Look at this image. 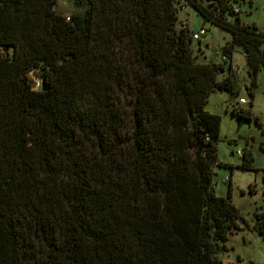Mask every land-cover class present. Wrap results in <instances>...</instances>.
<instances>
[{"label":"trees","instance_id":"trees-1","mask_svg":"<svg viewBox=\"0 0 264 264\" xmlns=\"http://www.w3.org/2000/svg\"><path fill=\"white\" fill-rule=\"evenodd\" d=\"M179 1L228 32L220 63L196 60ZM81 2L0 0V264H221L238 212L214 194L220 120L204 105L236 98V48L251 105L264 34L236 0Z\"/></svg>","mask_w":264,"mask_h":264},{"label":"rangeland","instance_id":"rangeland-1","mask_svg":"<svg viewBox=\"0 0 264 264\" xmlns=\"http://www.w3.org/2000/svg\"><path fill=\"white\" fill-rule=\"evenodd\" d=\"M233 5L238 8L237 14L242 22L255 24L264 34V0H236ZM81 10V0H55L54 11L61 15ZM175 11L176 27L184 25L189 31H196L200 27L205 30L198 40L191 43L196 60L220 63V47L228 41V32L203 21L199 14L181 1L175 5ZM231 65L236 98L225 91L215 90L208 95L204 105L207 112L219 116L220 120L216 144L218 165L212 167L211 177L214 194L220 197L228 194L238 212V229L227 236V250L218 254V258L221 264H264V233L259 234L255 228L256 214H264V70L257 74L249 105L250 98L244 88V84H247L244 57L237 48L232 53ZM239 97L245 103L234 105ZM232 106L247 110L250 120L238 123L231 112ZM238 149L249 153L254 170L239 167L241 158L236 154Z\"/></svg>","mask_w":264,"mask_h":264},{"label":"built area","instance_id":"built-area-1","mask_svg":"<svg viewBox=\"0 0 264 264\" xmlns=\"http://www.w3.org/2000/svg\"><path fill=\"white\" fill-rule=\"evenodd\" d=\"M233 11L234 12H238V8L237 7H233ZM67 19V18H66ZM205 33V30L202 28V27H200L198 30H196V31H191L190 32V39L192 40V41H194V40H198L199 38H200V36H202L203 34ZM221 60H223V57H221ZM30 76H31V78H32V82H33V88L34 89H37V88H39V87H41V80L39 79V78H37L36 76H34V74L33 73H30ZM237 104L239 105V104H242V103H245V100L243 99V98H241V97H239L237 100ZM241 153H242V150H240V149H238L237 151H236V154L238 155V156H240L241 155ZM263 188H264V183H263V186H262Z\"/></svg>","mask_w":264,"mask_h":264},{"label":"water","instance_id":"water-1","mask_svg":"<svg viewBox=\"0 0 264 264\" xmlns=\"http://www.w3.org/2000/svg\"><path fill=\"white\" fill-rule=\"evenodd\" d=\"M196 45L198 46V42H196ZM45 87L43 86V84L41 85V90H44Z\"/></svg>","mask_w":264,"mask_h":264}]
</instances>
